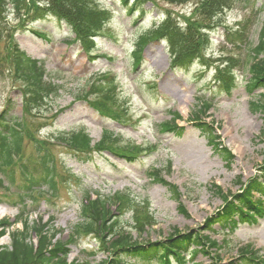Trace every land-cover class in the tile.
I'll list each match as a JSON object with an SVG mask.
<instances>
[{
	"label": "rangeland",
	"instance_id": "rangeland-1",
	"mask_svg": "<svg viewBox=\"0 0 264 264\" xmlns=\"http://www.w3.org/2000/svg\"><path fill=\"white\" fill-rule=\"evenodd\" d=\"M95 1L112 12V20L96 39L94 60L86 57L79 43L74 41V35L49 14L29 24L30 32H22L17 27L19 21L10 14L1 25L13 35L26 56L44 65L48 79L60 87L56 97L34 112L24 114V119L36 139L52 145L50 153L58 165L69 170L76 180L67 178L64 184H59L57 198L41 200L29 220L53 217V227L61 231L59 238L67 241L72 227L80 221L79 208L86 193L92 198L96 194L107 198L127 192L137 202H148L154 216L155 224L144 234L137 236L135 231L130 232L141 244L162 241L173 232L188 234L192 231L209 238L217 246L210 247L207 255L199 253L191 259L187 257L185 264H243L238 250L247 245L264 257V217L254 225L239 223L232 228L215 225L210 230L204 227L207 218L220 212L224 205L213 185L226 195L230 193L231 201L248 181L256 178L262 182L264 177V171H260L264 167V117L253 105L260 102L263 92H247L249 76L244 67L249 59L247 50L226 42L224 28L218 26L224 24L230 30L236 29L237 22L251 14V8L246 6L254 4V10L259 0L235 3L232 10L224 12L217 20L215 26L218 27L210 34L202 59L180 69L170 67L165 42L148 43L137 67H134L132 51L139 37L156 28L166 15L184 26L186 20L193 17L191 12L197 0L180 5L144 0L140 9L131 13L121 0ZM257 33L258 26L248 34L251 47L257 43ZM4 47L2 42L3 54ZM226 58L237 61L234 68L236 87L230 95L217 87ZM2 70L0 112L10 100L14 104L12 114L20 117L23 109L19 91L14 89L8 72ZM103 73L111 74L116 83L115 98L121 111L119 122L102 116L95 105L96 95L87 93L90 84L101 78L91 81L93 77ZM84 95L87 99H81ZM196 98L212 103L200 121L217 128L219 142L232 155L229 162L227 156L223 159L207 144L206 137L191 122L199 110ZM170 111L179 115L176 124L183 127L181 137L161 133L159 126L171 119ZM79 129L90 135L93 144L100 139L103 129L110 130L120 136L119 144L140 145L143 153L133 161L93 154L91 159L81 162L55 141L60 133ZM28 143L25 141V156L34 154ZM152 169H158L162 179L178 188L188 217L179 213L177 203L166 188L152 184L148 176ZM251 198L255 201L260 195L254 192ZM2 200L0 220H13L19 208L11 205L10 202H14L11 199L10 202ZM129 218L130 213H127L121 219L124 229H129ZM8 245L7 236L0 238V247ZM68 249V262L89 258L90 264H99L109 257L106 252L98 251L93 237L79 238ZM91 252H95V256L88 257ZM125 259L128 264H146L131 257Z\"/></svg>",
	"mask_w": 264,
	"mask_h": 264
},
{
	"label": "trees",
	"instance_id": "trees-1",
	"mask_svg": "<svg viewBox=\"0 0 264 264\" xmlns=\"http://www.w3.org/2000/svg\"><path fill=\"white\" fill-rule=\"evenodd\" d=\"M139 0H136L138 2ZM169 3H184L188 0H166ZM246 0H201L194 10L193 20H188L185 27L178 26L170 17H167L152 38L164 39L169 47L172 57V66L188 64L198 59L209 42L208 34L213 27V21L225 10L230 9L234 2ZM40 4L45 7L41 9ZM16 15L21 24L27 20L33 19L39 13L47 12L55 16L58 21L62 22L81 42L83 50L90 54L94 49L93 37L99 35L104 25L111 19V14L103 11L96 6L94 0H0V22L5 18L6 13ZM263 13L261 27L258 35L257 45L250 50L253 63L250 64L248 72L250 74L247 89L249 92L254 90L264 91V2L256 13H252L241 25L239 31L230 35L228 40L231 44L237 42L245 45L247 43V32L250 30L258 15ZM205 29V31H203ZM6 32L0 26V43ZM7 45L5 54L0 52V70L5 65L10 66V75L13 82L22 83L20 93L22 97L23 111L25 114L30 113L36 107L42 105L44 101L56 92V86L44 80L45 72L36 61L28 59L18 49L14 39L6 34ZM145 42V38L139 42L138 46ZM140 51V50H139ZM135 52L133 57L138 60V53ZM232 65V59H229ZM220 78V89L224 92H230L233 89L234 77L229 70H226ZM115 89L113 78L102 76L97 82L92 83L90 90L98 94V97L104 101H113L112 93ZM264 99V95H262ZM103 110L116 118L115 112L108 108L104 103L97 102ZM204 109H208L206 102L202 103ZM264 113L263 105L256 106ZM12 107L7 106L6 110L0 113V189L5 192L6 196H16L23 204L19 215L14 224L4 220L0 223V237L8 234L10 245L0 247V264H68L66 257L68 243L74 241V237L80 235L93 234L98 239L102 249H110L111 257L101 264H127L119 256L120 253L138 259L145 257L156 260L157 264H170L172 258L183 264V253H189L192 257L198 249L189 251L191 246L201 249L204 255L207 254V247H216L215 242L208 238H203L191 231L186 235L174 232L162 242L147 243L142 245L132 241L130 235L119 232L118 221L113 219V213L110 210L109 201L89 200L80 210L81 222L74 226L72 235L68 242H62L57 238L58 231L54 230L48 223H41V220L30 222L26 216L25 201L29 200L30 204L37 203L41 197V192L50 191L55 194L56 185H58L60 176L53 158L45 152L38 160H30L28 163L15 161L14 158H21L24 138H31L23 120L9 117ZM177 115H174L176 119ZM198 118V117H196ZM173 119V120H174ZM264 122V120H263ZM163 132L175 133L180 136L181 128L172 124H163ZM201 134L208 139L213 149L221 154L223 159L232 156L230 153L221 148L216 143L217 136L214 129L204 123L195 122ZM58 140L74 154L88 155L93 150L98 152H108L116 157H124L133 160L142 148L132 144L125 147L116 145V137L112 132L105 131L101 140L91 146V140L83 131L63 133ZM42 146V144L37 143ZM224 154V155H222ZM264 171V167L262 168ZM154 183L166 187L175 201L178 202V211L187 216L185 209L179 203V194L173 186L159 177L158 171L151 174ZM264 179V178H263ZM217 195L223 200L224 206L220 212L207 219L205 229L210 230L214 225L234 227L237 222L255 224L259 218L264 217L263 199L251 198V193L256 191L264 197V180L259 182L251 180L245 186V189L229 201L228 195L223 194L219 188L214 186ZM111 203L117 205L119 216L126 211H131L132 229L139 235L144 233L147 227L154 224L152 215L148 212V207L142 203H136L128 195H115ZM15 205V203H14ZM20 223L21 229L14 228L13 225ZM193 234V236H192ZM107 236L112 239L106 241ZM35 239V242H34ZM240 259L244 264H264V259L257 255V252L250 247L240 249ZM151 260V259H148ZM78 264V263H70ZM88 264V263H81Z\"/></svg>",
	"mask_w": 264,
	"mask_h": 264
}]
</instances>
